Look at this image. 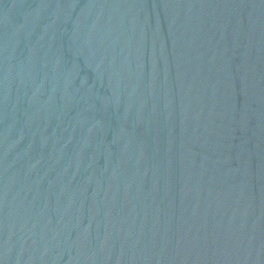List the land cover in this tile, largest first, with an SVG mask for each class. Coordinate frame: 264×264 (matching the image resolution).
<instances>
[{"label":"water","instance_id":"obj_1","mask_svg":"<svg viewBox=\"0 0 264 264\" xmlns=\"http://www.w3.org/2000/svg\"><path fill=\"white\" fill-rule=\"evenodd\" d=\"M0 264H264V0H0Z\"/></svg>","mask_w":264,"mask_h":264}]
</instances>
